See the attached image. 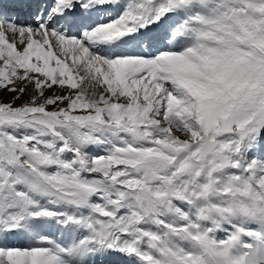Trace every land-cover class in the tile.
<instances>
[{
  "label": "snow or ice",
  "instance_id": "1",
  "mask_svg": "<svg viewBox=\"0 0 264 264\" xmlns=\"http://www.w3.org/2000/svg\"><path fill=\"white\" fill-rule=\"evenodd\" d=\"M0 264H264V0H0Z\"/></svg>",
  "mask_w": 264,
  "mask_h": 264
},
{
  "label": "rangeland",
  "instance_id": "2",
  "mask_svg": "<svg viewBox=\"0 0 264 264\" xmlns=\"http://www.w3.org/2000/svg\"><path fill=\"white\" fill-rule=\"evenodd\" d=\"M46 95H51V93H46ZM4 97H5V98H8V94L5 93V94H4ZM28 97H29V93H26V94L22 97L21 100L17 101V104L23 103L25 100L28 99Z\"/></svg>",
  "mask_w": 264,
  "mask_h": 264
}]
</instances>
